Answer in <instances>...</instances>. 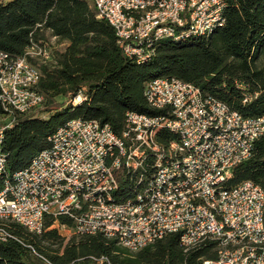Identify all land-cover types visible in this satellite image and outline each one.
Segmentation results:
<instances>
[{"label": "built area", "instance_id": "2783aa9c", "mask_svg": "<svg viewBox=\"0 0 264 264\" xmlns=\"http://www.w3.org/2000/svg\"><path fill=\"white\" fill-rule=\"evenodd\" d=\"M91 1L123 57L138 64L151 60L161 40L207 37L225 22L224 0ZM33 61H51L40 41L20 57L0 50V111L7 119L0 124V173L5 130L15 116L44 102ZM143 96L160 113L126 112L121 137L108 123L71 118L48 136L47 148L7 177L0 191V242L17 240L10 224L39 235L52 219V226L102 234L131 252L176 233L185 252L214 244L216 256L196 264H264V190L250 180L228 185L233 169L264 136V115L243 116L176 78L147 81ZM86 98L79 91L69 102L76 106ZM159 131L175 139L161 143ZM147 167L148 178L142 174ZM136 172L131 195L118 197L120 180Z\"/></svg>", "mask_w": 264, "mask_h": 264}, {"label": "trees", "instance_id": "16d2710c", "mask_svg": "<svg viewBox=\"0 0 264 264\" xmlns=\"http://www.w3.org/2000/svg\"><path fill=\"white\" fill-rule=\"evenodd\" d=\"M223 17L224 25L207 37L157 42L151 60L138 64L123 57L112 27L96 18L91 0L0 2L1 51L20 57L31 42L46 45L47 32L49 37L67 44L63 52L57 53L56 63L48 45L51 61H33L41 75L37 89L44 97L42 112L50 114L47 118L34 116V111L17 115L5 130L2 151L6 162L0 173V191L7 177L25 168L32 157L47 148L48 136L71 118L108 123L121 137L126 112L160 113L150 110L143 96L145 83L154 78H176L193 84L204 95L222 101L243 116L264 115V0H224ZM79 91L87 97L81 104L72 106L68 102L60 109H51L57 104L56 98L70 101ZM244 96L251 99L243 102ZM157 139L166 144L175 136L159 131ZM139 174L120 180L118 197L131 195ZM142 174L148 178L152 169L147 167ZM244 180L264 190V136L255 141L250 158L233 169L228 185ZM57 220L72 226L65 217ZM52 224V219L47 220L39 235L8 225L17 240L0 242V264H196L216 256L213 243L185 252L176 233L136 252L102 234L73 233L61 254L48 255L40 244L57 236L55 230L48 231ZM31 254L37 261L31 260ZM100 257L106 261L97 262Z\"/></svg>", "mask_w": 264, "mask_h": 264}, {"label": "rangeland", "instance_id": "374dc122", "mask_svg": "<svg viewBox=\"0 0 264 264\" xmlns=\"http://www.w3.org/2000/svg\"><path fill=\"white\" fill-rule=\"evenodd\" d=\"M9 0H0V2H7ZM44 40L47 41L46 45H48L52 51L53 60L54 63H56V55L57 53H61L65 50L67 44L65 42H58L56 39L49 37V33L44 34ZM57 104L52 106L51 109L57 110L61 107H64L68 104L69 100L65 97H58L56 98ZM44 109V106L40 107L36 111H34L32 114L34 116L40 117V118H47L50 113L48 112H42ZM7 121V119H4L3 115L0 113V124H3ZM52 229L56 231L57 236H55L50 241H42L40 244V247L44 248V251L47 252L48 255H57L61 254L62 247L68 243V241L74 236L73 232L69 228H62L58 224H54L52 227L48 228V231ZM59 248V251L56 249ZM37 252V251H36ZM38 253V252H37ZM31 260L37 261V258L34 254H31Z\"/></svg>", "mask_w": 264, "mask_h": 264}]
</instances>
